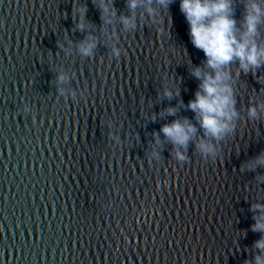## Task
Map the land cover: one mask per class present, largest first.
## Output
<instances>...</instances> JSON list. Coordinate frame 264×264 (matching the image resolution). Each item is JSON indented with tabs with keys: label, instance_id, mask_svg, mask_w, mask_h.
<instances>
[{
	"label": "water",
	"instance_id": "95a60500",
	"mask_svg": "<svg viewBox=\"0 0 264 264\" xmlns=\"http://www.w3.org/2000/svg\"><path fill=\"white\" fill-rule=\"evenodd\" d=\"M104 2L0 0V264H256L264 66L232 62L234 131L180 161L162 128L187 118L204 137L189 103L207 60L181 0ZM248 2L233 0L237 35Z\"/></svg>",
	"mask_w": 264,
	"mask_h": 264
},
{
	"label": "clouds",
	"instance_id": "9594fccd",
	"mask_svg": "<svg viewBox=\"0 0 264 264\" xmlns=\"http://www.w3.org/2000/svg\"><path fill=\"white\" fill-rule=\"evenodd\" d=\"M168 2L169 0H160L165 6ZM140 3L141 0H129L128 6L135 9ZM101 7L107 15L110 11L109 4L102 0ZM180 7L190 25L192 44L203 50L207 57L204 68L196 67L193 70L194 75L202 80V83L199 86L200 90L195 94V99L189 103V107L196 113V118L204 129V137L198 136L196 125L187 118L165 124L162 132L172 142L175 156L180 161L186 159L180 148L187 149L189 142L194 139L198 140L197 149L201 154L215 158L216 145L212 141H218L233 132V121L238 116L229 66L234 60H239V69L245 74L252 72L253 75L257 69L264 66V46L256 40L258 26L264 23V9L256 0H249L246 4L243 31L237 35L233 0H181ZM122 21L126 27L129 25L135 27L134 17H124ZM96 46V41L89 38L81 42L79 51L85 56H90ZM59 79L62 81L64 77L60 76ZM165 94L169 98L173 95L171 91ZM261 107L264 108V105ZM176 112V108L169 107L166 113L160 115H174ZM257 115V107H251L249 116L256 118ZM156 143H160L158 133ZM257 165H264V154L251 161L248 167L255 168ZM253 230L264 231V221L257 220ZM255 247L264 252V239L257 241ZM256 264H264V257L257 255Z\"/></svg>",
	"mask_w": 264,
	"mask_h": 264
}]
</instances>
